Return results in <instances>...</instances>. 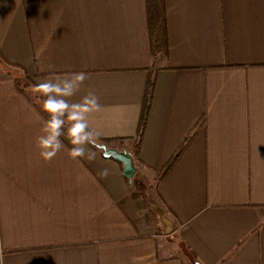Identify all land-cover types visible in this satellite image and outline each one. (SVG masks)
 <instances>
[{
	"label": "crops",
	"instance_id": "obj_1",
	"mask_svg": "<svg viewBox=\"0 0 264 264\" xmlns=\"http://www.w3.org/2000/svg\"><path fill=\"white\" fill-rule=\"evenodd\" d=\"M165 5L169 52L155 58L146 0H0V264H189L186 251L202 264H264V0ZM154 71L131 187L123 164L90 145L73 158L65 136L55 156L39 155L50 113L37 84L84 73L58 98L94 93L89 128L132 138ZM147 191L173 237L132 196Z\"/></svg>",
	"mask_w": 264,
	"mask_h": 264
},
{
	"label": "clouds",
	"instance_id": "obj_2",
	"mask_svg": "<svg viewBox=\"0 0 264 264\" xmlns=\"http://www.w3.org/2000/svg\"><path fill=\"white\" fill-rule=\"evenodd\" d=\"M85 78L84 73L75 74L70 80H63L58 83L45 81L36 85L39 92L45 96L43 108L50 113L47 122L41 129L42 134L36 137V146L39 148V155L47 160L55 156L64 147L61 136L69 138L72 147L69 149L71 157H85L86 145L94 143V136L97 135L89 128L86 113L98 108L97 97L89 92L83 97L82 102L69 105L62 96L73 94L75 87ZM56 93V95H51ZM71 108V112H69ZM66 119L71 123L65 129ZM87 158H91L89 155Z\"/></svg>",
	"mask_w": 264,
	"mask_h": 264
},
{
	"label": "trees",
	"instance_id": "obj_3",
	"mask_svg": "<svg viewBox=\"0 0 264 264\" xmlns=\"http://www.w3.org/2000/svg\"><path fill=\"white\" fill-rule=\"evenodd\" d=\"M146 6H147L148 36H149L151 53L153 57L155 58L158 56L167 55L169 52V45H168V35H167V13H166L165 0H146ZM156 72L157 71L151 72L146 82L143 102H142V107H141V114H140L136 134L132 138L128 137V138H117V139H103L99 137L98 135H96L93 138L94 143L89 144L93 149L100 151V148L97 146L100 143H108V142L123 143L129 140L133 144V148L130 150V153L134 157L135 161L138 159L140 146H141L144 133L146 130L148 116L150 113L152 100L154 96L155 83H156V77H157ZM18 88L22 90L23 92H26L28 90L26 86L23 89V88H20V85H18ZM70 123L71 121L66 119L65 129H67ZM201 125H202V121L198 122L194 126L192 131L183 140V142L177 147V149L172 154L168 162L159 171L160 176H162L169 170V168L178 158V156L180 155V153L182 152L186 144L191 139L192 135L196 132V130ZM109 158L115 160L112 157H109ZM116 161L122 166V163L120 161L118 160ZM126 180L129 184V187H131L129 179L126 178ZM132 196L141 197L147 202L146 195L143 193H132ZM191 260L193 264H195V262L197 261L196 259L194 260V258Z\"/></svg>",
	"mask_w": 264,
	"mask_h": 264
},
{
	"label": "water",
	"instance_id": "obj_4",
	"mask_svg": "<svg viewBox=\"0 0 264 264\" xmlns=\"http://www.w3.org/2000/svg\"><path fill=\"white\" fill-rule=\"evenodd\" d=\"M104 157H112L115 160L120 161L123 164V175L130 181L133 180V176L137 171V167L133 162L132 154L126 149H118L116 147H110L107 143H100L97 145ZM146 199L150 204L152 210L159 219L158 228L163 235H169L176 229L175 220L166 213L165 209L159 204V202L151 195L149 191L146 193ZM195 264H201L196 261Z\"/></svg>",
	"mask_w": 264,
	"mask_h": 264
},
{
	"label": "rangeland",
	"instance_id": "obj_5",
	"mask_svg": "<svg viewBox=\"0 0 264 264\" xmlns=\"http://www.w3.org/2000/svg\"><path fill=\"white\" fill-rule=\"evenodd\" d=\"M171 235H173V234L166 235V239H168V237H173V236H171ZM174 252H175V251H174ZM181 254L183 255L184 259L187 260V262H189V264H193L191 259H190V260L187 259V258H189V253H188V251H186V252L184 253L185 256H186L187 258L184 256L183 253H181ZM201 264H202V263H201Z\"/></svg>",
	"mask_w": 264,
	"mask_h": 264
}]
</instances>
